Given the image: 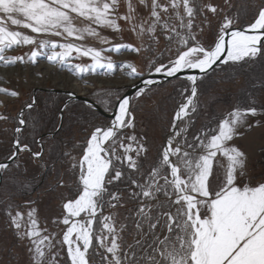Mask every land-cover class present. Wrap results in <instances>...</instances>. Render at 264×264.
I'll use <instances>...</instances> for the list:
<instances>
[{
	"label": "snow or ice",
	"instance_id": "obj_1",
	"mask_svg": "<svg viewBox=\"0 0 264 264\" xmlns=\"http://www.w3.org/2000/svg\"><path fill=\"white\" fill-rule=\"evenodd\" d=\"M249 7L248 0H0V62L5 67H34L43 58L57 71L81 78L99 70L114 73L118 66L128 78L143 77L134 62L105 55L127 51L142 56L150 72L166 77L185 70L200 73L185 77L182 101L154 154L147 138L136 132L126 95L111 103L110 122L91 124L72 148H67L71 141L53 136L47 158L44 140L33 136L23 142L25 110L31 115L38 98L22 106L5 160L13 163V176L25 180L19 181L22 191L15 181L0 191V213L15 240L28 242L24 264H264V170H250L247 153L232 143L254 128L264 130V0L244 27L240 22ZM205 29L214 35L208 45L198 38ZM105 30L128 31L136 43L113 42L102 34ZM89 39L101 47L89 46ZM25 46L30 51L8 55ZM81 57L90 63H73ZM258 64L261 72L244 101L200 122L198 82L217 69L230 70L226 75L235 79ZM142 83L138 98L158 81ZM0 93L20 95L4 87ZM66 97L59 102L48 98L57 134L65 127V113L71 120L77 107L67 102L75 99L74 92ZM86 107L94 118L92 105ZM43 118L40 113L32 117L33 132ZM8 119L0 113V121ZM21 153L29 159L20 161ZM31 163L55 176L45 194L49 189L72 193H59L62 216L54 223L66 229L60 239L39 227L36 200H25L27 211L19 210L17 195H29L37 186L36 176H28ZM9 171V163L0 162V177Z\"/></svg>",
	"mask_w": 264,
	"mask_h": 264
},
{
	"label": "rangeland",
	"instance_id": "obj_2",
	"mask_svg": "<svg viewBox=\"0 0 264 264\" xmlns=\"http://www.w3.org/2000/svg\"><path fill=\"white\" fill-rule=\"evenodd\" d=\"M214 2L222 3L223 0H214ZM248 3L250 7L247 15L240 22L244 27L247 26L248 22H250L251 14L255 11V6L261 3V0H248ZM215 28L216 22L214 21L213 30H215ZM24 31L27 32V30ZM102 34L111 39L113 42L136 43L135 37L128 31H124L122 34H116L111 30H105ZM52 38L63 42V38ZM198 38L201 39L202 43L208 45L214 41L213 31L205 29L203 37ZM86 43L89 46L101 47L97 41H93L91 39L87 40ZM164 45L165 42L162 39L160 47L163 48ZM103 47L108 46L104 45ZM28 51H30V49L25 46L23 48L10 50L8 55L23 54ZM105 55H112L113 59L116 61L128 60L134 62L139 69L144 72V74L150 72L146 61L142 56H136L135 54L127 51L122 53H105ZM73 63L87 64L90 63V60L89 58L81 57L75 59ZM37 71H42L43 76H35L34 73ZM213 79L214 78L212 77L210 78V80ZM225 79L228 78L222 76V78L220 77L219 79H214L216 82L214 83L210 95H208L209 97L207 95L203 97V103L205 105L203 110L209 111L210 108L212 109L215 106V108H218L216 109L217 115L218 113H221V111L227 112L226 108H229V106L226 107L227 104H224L223 101L228 97L229 93L238 92L243 81L241 77L228 80ZM137 80L138 78H128L125 75V70L119 66L114 73H106L104 70H99L98 73L95 74H84L81 78L73 75L65 69L57 71L43 58L40 59L37 66H29L27 68L20 66L5 67L3 63L0 62V87L18 91L20 94L18 98H14L6 95L5 93H0V102H4L0 103V113L9 117L7 121H0V162L6 161L5 158H1L3 156L1 151L10 146L14 139V128L18 126L16 120L17 113L21 110L25 103L30 101L32 96H36L38 98V106L34 111H31V115H29V110H25V117L28 120V124L25 126V132L23 133V136L25 137L23 141L24 143H30L32 136H35L33 135L32 130V117L36 116V113L41 110L42 98L49 97L51 95L60 97V100H66L67 97L65 91L69 90L78 94H84L85 96L93 99L105 112L109 113L114 109L111 107V103L115 100V97L117 95L123 96L128 86ZM187 84L188 82L185 78L172 79L167 82L154 85L155 88H152L154 86L149 87L151 88L150 91H147L142 97L138 98L135 96L133 98L131 105L133 108V114L136 118V132L137 134L143 135L147 138L149 144L151 145L152 154L155 153L156 149L165 140V133L170 125L172 117L174 116V111L182 101L180 93L182 88L186 87ZM233 98L236 99L235 97ZM78 102L83 101L70 100L68 102L77 106L71 114V120L69 119V114L65 113V130H61L62 132L60 136L66 138V141H71L67 143V148H72V142H82L88 132L91 131V124L94 123L99 125L110 122L109 118L100 114L92 107L91 111L96 112V116L93 118L89 115L88 109L78 104ZM200 102H202L201 96H199V104L201 105ZM83 103L86 106L89 105L85 102ZM51 107L52 105H48V116H45L46 118L52 117L50 116L52 113L49 111ZM217 115L215 114L214 117ZM204 118L205 117H200V122L207 123L208 120L203 121ZM52 132L53 124L51 121V123L46 126V131L44 133ZM262 134H264V130L254 128L252 131L246 132L243 137H238L232 142L247 153L249 157L248 166L254 164L256 150L259 145L264 142V135ZM36 139L44 140L41 136H37ZM44 141L45 158H47L49 151L48 145L51 143L46 142V140ZM30 146L33 147L34 151L38 150L37 145L31 144ZM10 149L11 148L6 149L8 150L6 154L10 152ZM73 155H77V152L74 151ZM19 159L20 161H27L29 159V154L21 153ZM27 167L28 176H36L37 186L35 190L32 191L26 198H21L17 195V203L20 205L19 210L22 212L27 211V208L23 206L25 200H36V205L34 206L38 208L39 227L41 229L46 228L47 233H56L57 239H60L62 238L63 231L66 229L62 223H54V220H59L62 216V201L59 193L63 192L69 197L72 196V193L67 189H59L57 192H52L51 189H49L48 193L45 194L44 189L48 188V186L55 180L54 174H50L48 169H44L43 172H41V170L36 167L35 163L28 164ZM15 172L16 169L13 163H11L10 171L3 175V182L0 186V191L4 189L5 185H8L11 189L14 181L19 182L25 180L23 176H13V173ZM27 243V241L18 243L15 240L12 230L7 225V217L5 214L0 213V264H17V260H20L21 264H24V261L27 259L26 248L24 246ZM63 255L64 253H62V257Z\"/></svg>",
	"mask_w": 264,
	"mask_h": 264
},
{
	"label": "trees",
	"instance_id": "obj_3",
	"mask_svg": "<svg viewBox=\"0 0 264 264\" xmlns=\"http://www.w3.org/2000/svg\"><path fill=\"white\" fill-rule=\"evenodd\" d=\"M222 67L226 68V66H222ZM227 71H230V70L226 69V71H220L219 69H217V71L210 72L209 74H207V76H205V78L199 83V92H200V96L202 97V102H200L201 103L200 108L202 109L200 117H202V118L205 117L203 119V121H207L209 116L213 115L212 117H214L215 114L217 115L216 109H218V108H215V106L214 107L212 106L215 109L210 108V110H209L210 112L208 110H206V111L203 110V108L205 106L203 103V97H205L206 95L207 96L210 95V92L213 89L214 83L216 82L214 79H219L220 77L222 78V76L228 78V76L226 75ZM260 72H261V68H260V65L258 64L255 67L254 71L249 70V71H246L244 75H239V76L235 77V78L241 77L243 82H242V86L239 88L238 92L229 93L228 97L223 101L224 104H227L226 107L229 106V108H226L227 111L230 110L233 105H235L237 103H242L244 101L246 95L252 91L251 84L255 81V78L260 74ZM211 77L214 78L213 79L214 81L210 80ZM228 79H225V80H228ZM152 88H155V86ZM49 97L53 98L57 102L60 100V97L51 96V95ZM49 97L42 98V107H41V110L38 111V113L42 114L44 118L41 122V125L36 128L35 132H33V135H35V137L42 136V134H44V132L46 131V126L49 123H51V121H52V117H50L52 115L49 116L50 118H46L48 116V114H47L48 105L49 106L51 105V103L49 102V99H48ZM233 97H235L236 99H234ZM210 98H211V96H210ZM78 104L87 108L83 102H78ZM226 109H225V111H226ZM92 112H94V111H92ZM94 113L96 116V112H94ZM219 115H220V113H218L217 116H219ZM62 131H60L58 134L54 135L57 140H60L61 138H63L60 136ZM42 139L46 140V142H49V143L53 142V136H51V135L43 137ZM63 139L66 141V138H63ZM31 140H32V138H31ZM8 147L11 148V145ZM8 147L1 151V154H3V156L1 158H6L10 154V152H8V154H6L8 151L6 149H9ZM15 182H16V189L19 191H22V189H19V182H17V181H15ZM27 196H29V195H23V196L19 195V197H21V198H26Z\"/></svg>",
	"mask_w": 264,
	"mask_h": 264
},
{
	"label": "water",
	"instance_id": "obj_4",
	"mask_svg": "<svg viewBox=\"0 0 264 264\" xmlns=\"http://www.w3.org/2000/svg\"><path fill=\"white\" fill-rule=\"evenodd\" d=\"M189 74H197L198 76L200 75L198 70H185V71H183L181 73H178L177 76H175V77H166L163 74H157V73H154V72H148V73L144 74L143 77H139L138 80L135 81L133 84L129 85L127 90H126V92L123 94V96H125V95L128 96L130 98V100H131V103H132V100L136 96V93H137L138 89L141 88V87H144V84L142 83V80H144V79H153V80L158 81V83H156L154 85H158V84L167 82V81L172 80V79L185 78ZM154 85H150L148 87H151V86H154ZM67 92H73V91H69V90L65 91V93H67ZM74 93H75V99L74 100L83 101V102H85L87 104L92 105V107L95 110H97V112H99L100 114H102L105 117L109 118L110 121L114 118L115 109H113V111L109 112V113L105 112L102 109V107L96 101H94L93 99L85 96L84 94H78L76 92H74ZM67 102H69V101H67ZM54 134H56V133L55 132L44 133V134H42L41 138L46 137L48 135H54ZM4 162H8L9 165L12 163L11 161H4ZM2 182H3V176L0 177V186H1Z\"/></svg>",
	"mask_w": 264,
	"mask_h": 264
},
{
	"label": "built area",
	"instance_id": "obj_5",
	"mask_svg": "<svg viewBox=\"0 0 264 264\" xmlns=\"http://www.w3.org/2000/svg\"><path fill=\"white\" fill-rule=\"evenodd\" d=\"M250 170H254L256 174H259L261 170H264V153L260 151V145L256 150V158L254 164L249 165Z\"/></svg>",
	"mask_w": 264,
	"mask_h": 264
},
{
	"label": "bare ground",
	"instance_id": "obj_6",
	"mask_svg": "<svg viewBox=\"0 0 264 264\" xmlns=\"http://www.w3.org/2000/svg\"><path fill=\"white\" fill-rule=\"evenodd\" d=\"M65 227V226H64Z\"/></svg>",
	"mask_w": 264,
	"mask_h": 264
}]
</instances>
